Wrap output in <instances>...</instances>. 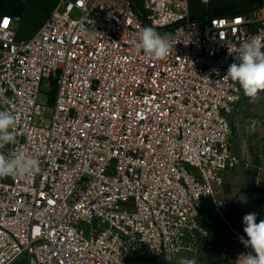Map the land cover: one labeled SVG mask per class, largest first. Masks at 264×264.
<instances>
[{"label":"built area","instance_id":"obj_1","mask_svg":"<svg viewBox=\"0 0 264 264\" xmlns=\"http://www.w3.org/2000/svg\"><path fill=\"white\" fill-rule=\"evenodd\" d=\"M14 21L0 22V110L16 117L2 151L25 150L41 171L0 178V264L161 263L214 249L206 207L221 209L240 164L232 118L245 94L227 77L229 49L264 39V0L200 18L190 0H59L27 40ZM145 26L170 38L166 58L132 47Z\"/></svg>","mask_w":264,"mask_h":264},{"label":"rangeland","instance_id":"obj_2","mask_svg":"<svg viewBox=\"0 0 264 264\" xmlns=\"http://www.w3.org/2000/svg\"><path fill=\"white\" fill-rule=\"evenodd\" d=\"M141 6L143 0H135ZM256 0H218V4H232L239 9L248 7ZM213 6V4H211ZM211 6V7H212ZM257 6V5H256ZM191 8L200 13L207 6L199 0H191ZM50 85H43L39 102L49 103ZM256 101L245 95L244 100L233 115V135L231 146L240 158L239 166L225 175L217 201L222 202L220 210L213 202L207 205L205 215L213 223L216 238L215 247L198 253H183L176 258L163 262L132 255L131 264H180L181 258L196 259L197 264H234L241 253L252 252L240 242L239 237L247 239L243 232V217L255 213L256 222L264 220V92L258 94ZM51 115V108L48 109ZM221 243V244H220ZM255 255V253H252ZM13 264H27V258L21 256Z\"/></svg>","mask_w":264,"mask_h":264},{"label":"clouds","instance_id":"obj_3","mask_svg":"<svg viewBox=\"0 0 264 264\" xmlns=\"http://www.w3.org/2000/svg\"><path fill=\"white\" fill-rule=\"evenodd\" d=\"M130 43L136 52L142 51L158 60L166 58L172 47L170 38L162 36L151 26L143 27L138 38ZM232 53H236L235 59L238 63L229 65L227 77L238 82L244 94L254 102L259 98L258 94L264 92V39L258 36L247 37L241 40L239 47L229 49V55ZM4 91L0 89V104L8 102ZM15 124L14 114L0 110V178L31 176L41 171L40 161L25 150L14 151L10 156L3 153L6 145L16 143L15 134L11 131ZM243 223V232L247 239L243 236L239 239L252 252L239 254L234 264H264V220L257 223L256 214L250 213L243 217ZM180 264H197V261L194 258H181Z\"/></svg>","mask_w":264,"mask_h":264},{"label":"crops","instance_id":"obj_4","mask_svg":"<svg viewBox=\"0 0 264 264\" xmlns=\"http://www.w3.org/2000/svg\"><path fill=\"white\" fill-rule=\"evenodd\" d=\"M199 1L202 3L201 0ZM260 1L261 0H256L253 4L256 6ZM58 4L59 0H0V22L4 17L11 16L15 19L13 25L16 28V38L18 40H27L32 38L42 29L47 22L50 13L58 6ZM211 4H213V6ZM252 6L253 5L239 9L232 4H218V0H213L206 10L197 13L191 8V13L195 18H200L205 15H230L246 11L253 8Z\"/></svg>","mask_w":264,"mask_h":264},{"label":"water","instance_id":"obj_5","mask_svg":"<svg viewBox=\"0 0 264 264\" xmlns=\"http://www.w3.org/2000/svg\"><path fill=\"white\" fill-rule=\"evenodd\" d=\"M138 11H139L140 14H142V11L139 8H138Z\"/></svg>","mask_w":264,"mask_h":264}]
</instances>
